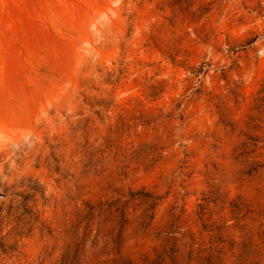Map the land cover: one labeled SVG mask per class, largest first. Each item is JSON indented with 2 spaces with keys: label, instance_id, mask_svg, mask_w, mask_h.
Instances as JSON below:
<instances>
[{
  "label": "rangeland",
  "instance_id": "obj_1",
  "mask_svg": "<svg viewBox=\"0 0 264 264\" xmlns=\"http://www.w3.org/2000/svg\"><path fill=\"white\" fill-rule=\"evenodd\" d=\"M0 264H264V0H0Z\"/></svg>",
  "mask_w": 264,
  "mask_h": 264
}]
</instances>
